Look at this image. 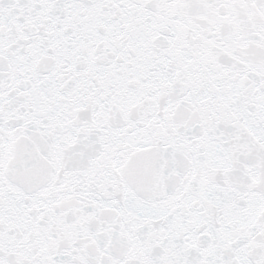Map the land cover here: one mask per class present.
<instances>
[{
    "label": "snow or ice",
    "instance_id": "snow-or-ice-1",
    "mask_svg": "<svg viewBox=\"0 0 264 264\" xmlns=\"http://www.w3.org/2000/svg\"><path fill=\"white\" fill-rule=\"evenodd\" d=\"M0 264H264V0H0Z\"/></svg>",
    "mask_w": 264,
    "mask_h": 264
}]
</instances>
